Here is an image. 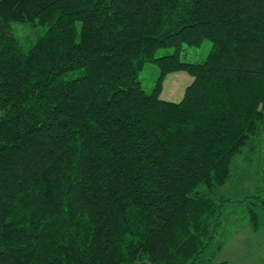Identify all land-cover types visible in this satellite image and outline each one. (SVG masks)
<instances>
[{"label": "trees", "instance_id": "obj_1", "mask_svg": "<svg viewBox=\"0 0 264 264\" xmlns=\"http://www.w3.org/2000/svg\"><path fill=\"white\" fill-rule=\"evenodd\" d=\"M13 23L46 32L26 50ZM179 71L192 84L162 100ZM260 138L264 0H0V264H225L230 206L264 227V180L217 194Z\"/></svg>", "mask_w": 264, "mask_h": 264}, {"label": "rangeland", "instance_id": "obj_2", "mask_svg": "<svg viewBox=\"0 0 264 264\" xmlns=\"http://www.w3.org/2000/svg\"><path fill=\"white\" fill-rule=\"evenodd\" d=\"M11 32L19 39L24 49L27 50L38 37L45 34L46 27H32L29 24L13 23L11 25ZM211 49L212 43L210 41H205L200 47L184 45L180 50V59L183 62L201 63L207 59ZM175 53L176 48H163L157 51L156 56L163 57ZM159 78V67L154 63H149L145 65L139 80L143 89L150 94L155 90ZM193 80L194 78L186 71L168 74L162 81L160 98L165 101L179 103L184 97L186 88L192 84ZM263 145V139L260 138L254 150L249 145L243 150L241 156L238 155L235 158L232 167V179L225 186L218 189L217 194L219 196L234 201H241L262 186L264 180ZM240 217L241 213L237 206H230L225 211L223 224L219 230L214 248L229 239L238 229L237 221ZM261 217L264 225V211L261 212ZM248 242V240L243 241L242 238L238 237L232 243H229L222 257L230 259L229 264H251L250 261L257 259H261V264H264V245L259 248L258 243H256L254 247L249 248L251 244ZM250 251L254 254L250 255L249 258L243 255L247 252L250 253Z\"/></svg>", "mask_w": 264, "mask_h": 264}, {"label": "crops", "instance_id": "obj_3", "mask_svg": "<svg viewBox=\"0 0 264 264\" xmlns=\"http://www.w3.org/2000/svg\"><path fill=\"white\" fill-rule=\"evenodd\" d=\"M238 237L242 238V240H248L251 244V247H254L256 243H258V247L261 248L264 245V229H262L261 231H259L258 233L253 232V230L250 228V226L248 224L243 225L242 227H240L239 229H237L230 237L229 239H227L224 243L223 248L221 249V251L218 254V262H224L225 264H229L230 259L222 257L226 247L229 245V243H232V241L236 240ZM247 243V244H248ZM254 253H252L250 251V253H245L243 254L244 256H246L247 258L250 257V255H252ZM260 260V261H259ZM251 264H261V259H257L255 261H250Z\"/></svg>", "mask_w": 264, "mask_h": 264}]
</instances>
